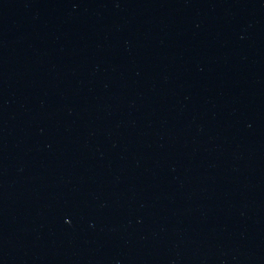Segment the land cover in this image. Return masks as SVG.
I'll return each instance as SVG.
<instances>
[{"label": "water", "instance_id": "obj_1", "mask_svg": "<svg viewBox=\"0 0 264 264\" xmlns=\"http://www.w3.org/2000/svg\"><path fill=\"white\" fill-rule=\"evenodd\" d=\"M0 264H264V0H0Z\"/></svg>", "mask_w": 264, "mask_h": 264}]
</instances>
